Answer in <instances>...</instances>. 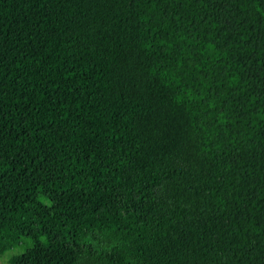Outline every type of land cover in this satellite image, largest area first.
<instances>
[{"label":"trees","instance_id":"trees-1","mask_svg":"<svg viewBox=\"0 0 264 264\" xmlns=\"http://www.w3.org/2000/svg\"><path fill=\"white\" fill-rule=\"evenodd\" d=\"M16 246L6 264H264V0H0Z\"/></svg>","mask_w":264,"mask_h":264},{"label":"rangeland","instance_id":"rangeland-1","mask_svg":"<svg viewBox=\"0 0 264 264\" xmlns=\"http://www.w3.org/2000/svg\"><path fill=\"white\" fill-rule=\"evenodd\" d=\"M43 215H46V212L43 213ZM23 250L22 246H16L13 249H11L8 252H5L1 257H0V264H6V260L8 258V256H10L11 254H16L19 253Z\"/></svg>","mask_w":264,"mask_h":264}]
</instances>
